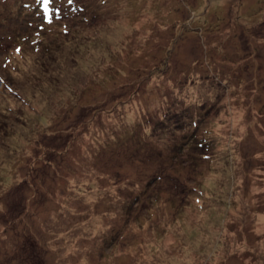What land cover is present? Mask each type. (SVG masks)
Segmentation results:
<instances>
[{
	"label": "rangeland",
	"instance_id": "1",
	"mask_svg": "<svg viewBox=\"0 0 264 264\" xmlns=\"http://www.w3.org/2000/svg\"><path fill=\"white\" fill-rule=\"evenodd\" d=\"M116 3L120 12L103 30L99 24L111 17L101 18L98 0H54L50 22L48 13L40 11L38 0H0V76L4 77L0 109H7L0 111V116L13 111L8 100L20 98L15 91L18 82L11 73L42 64L44 57L60 52L61 45L69 55L73 45L78 49L90 45L83 57H76L81 69L69 79L77 103L57 109L53 129L45 125L50 129L48 135L34 134L38 139H30L15 130L9 132L7 120L0 119V145L8 139L23 153L18 158L12 157L15 150L0 153V264H64L57 259L64 253L52 252L57 247L52 236L34 224L57 215L69 190V176L80 179L74 185L78 192L88 193L99 186L95 177L89 180L87 165L73 168L65 148L80 135L75 132L77 122L93 112L103 129L100 112L106 107L115 113L117 124L107 126L103 140L97 139L94 147L91 143L81 145V151L86 153L88 147L96 154L97 169L130 157L155 160L159 157L156 144L169 148L166 158L182 154L190 163L171 172H164L161 163L157 170L160 178L156 186L168 193L169 201L152 198V205L171 209L163 218V229L158 221L145 227L148 218L143 213L150 205L149 190L133 200L131 193L118 189L122 201H96L84 220L91 219L93 227L97 223L111 227L92 238L90 259L100 256L101 261L107 258V264H153L160 253L167 264L264 261V129L257 128L260 133L255 138L248 129L253 115L264 125V0ZM136 4L140 15L131 29V47L120 48V58L114 63L98 65L101 50L93 40L106 42L103 60H109L108 48H118L128 40V12ZM57 8L59 12H55ZM165 23L167 27H162ZM11 33L14 36L4 38ZM95 76L104 81L93 96L95 105L79 103ZM9 88L13 91L8 92ZM208 92L223 107L217 110ZM15 111L19 124L24 110ZM69 112L72 121L62 124ZM121 114L132 122L121 119ZM207 115L211 122L202 135H195L196 129L191 133L185 130L191 124L199 128ZM46 119L39 117L41 123ZM68 127L73 131H67ZM175 131L179 136L169 135ZM247 134L244 141L239 140ZM83 136L87 139L88 133ZM236 144L238 152L234 151ZM240 156L245 159L237 168L234 165ZM83 199L77 197L74 203L88 208L81 203ZM107 211H116V215H101ZM147 211L151 213V205ZM154 226L157 231L151 230ZM78 247L86 245L65 237L64 252Z\"/></svg>",
	"mask_w": 264,
	"mask_h": 264
},
{
	"label": "clouds",
	"instance_id": "2",
	"mask_svg": "<svg viewBox=\"0 0 264 264\" xmlns=\"http://www.w3.org/2000/svg\"><path fill=\"white\" fill-rule=\"evenodd\" d=\"M98 2L101 6V18L105 15L111 17L105 19L103 23L99 24L101 29L107 30L109 27L108 22L117 18L120 12V5L116 3V0H98ZM185 7H188V5H185ZM138 8V4L132 5L129 8L128 14L130 26L128 40H123L122 37L121 39L123 40V43H121L118 48H108L109 60H103V47L106 42L97 41L95 39L93 40L92 43L99 45L101 50V58L96 60L98 65L102 63H114V61L119 60L120 48L129 44V41H134V35L131 34V29L135 27V19L140 15V12L137 10ZM253 23H255V21H253ZM162 27H167V24L165 23ZM156 39H160L161 42H163L162 37L159 35L156 36ZM77 42L79 43V40ZM129 47H131L130 44ZM89 48L90 45L87 43H85V46L82 49H78L73 45L72 52L69 55L63 50V46L61 45V51L51 53L44 57L42 64L38 63L36 67L28 68L23 72L11 73L14 81L18 82L15 86V91L20 93V98L19 100H8L7 104L13 109V111L8 113L7 116H0V119L7 120L9 132L15 130L18 133H23L30 139L35 140L38 138L34 134H38V137L41 134L48 135L47 133H49L50 129L45 127V125H50L51 129H53L52 126L54 119H56L57 109L61 106L67 109L69 103H77L76 96L68 86L69 79L81 69L76 61V57H83L84 54L88 52ZM3 79L4 77L0 76V82H2ZM93 80L95 82L87 85L89 90L84 93L79 103L95 105L93 96L96 95L97 89L103 85L104 81L99 80L96 76L93 77ZM79 87H84V85H80ZM7 91L12 92L13 89L9 88ZM5 95H7V93H5ZM207 95L209 101L216 105L217 110L223 107V104L219 103V99L215 98L212 92H208ZM30 107L32 111H29ZM120 107L121 105H119V108ZM16 108L24 110L23 115H20V121L22 122L19 124H17L15 120V117L18 115L15 111ZM0 111H7V109H0ZM216 111L211 113V115H215ZM41 115L47 117L43 123L39 121ZM137 117H139V115ZM72 119V113L69 112L67 118L62 121V124H70ZM100 119L104 125L103 129L96 123L97 117L95 112L89 115L86 120L77 122L75 132H79L80 135L76 138L75 143H70L65 148L67 159L70 161L73 168L79 169L82 165H87L89 168L87 172L89 180L95 177L99 182V186L96 188H90L88 193L78 192L74 185L79 184L80 179L78 177L77 179H73L69 176L71 179L68 178L66 183L69 190L65 193L63 198L64 203L60 207L57 215L45 220L43 223L34 224V226L40 231L52 236L54 243L57 245L56 248L52 249V252L64 253L63 256H57V259H62L64 264H69V262L70 264H107V258L105 261H101L100 256L90 259L87 254L91 251L90 242L92 238L97 236L98 232L111 227V225L97 223L95 227H93L92 220H84V216H86V213H89L92 205L98 200L103 201L105 204L115 203L118 200L122 201L124 197L117 191L118 189L126 190L131 193L133 200L139 197L141 192L149 190L151 192L149 199L152 211L151 213L147 211L149 205L143 213L148 218V223L145 227L149 228L150 223L158 221V227L163 229L166 224V221H164L163 218L166 212H170L171 209H165L159 203L152 205V198H155L157 201H169L168 193L164 191L163 188L156 186V180L160 178L156 175L157 170L161 163L164 172H171L174 168H180L183 170L184 168H187L190 163L187 157L182 154L172 156L170 159L166 158L169 155V148L164 144H156L155 151L159 153V157L155 160L130 157L107 167L97 169V167H95L96 154L90 151L88 147L86 153L81 151V145H88L91 143L94 147L97 139H100L101 141L103 140L105 133L108 130L107 126L117 124L115 113L110 111L108 107L100 112ZM121 119H125L129 123L132 122V120L127 118L124 114H121ZM210 122L211 117L207 115L199 128L197 126L193 128L191 124V128L185 130L191 133L192 129H196L195 135H202ZM90 125L92 126L91 128L89 127ZM257 128L264 129V125L259 124L257 116L253 115L252 123L248 125V129L254 138L260 133L257 131ZM66 130L73 131L72 127H68ZM83 133H88L87 139H85ZM143 134L145 136L149 134L147 127L143 128ZM248 134L246 136H240L239 140L244 141ZM169 135L179 136L177 135V131ZM231 135L232 132L229 131V136ZM111 139L115 140L116 137L111 136ZM169 143H171V140ZM10 144L11 141L4 138L3 144L0 145V153L7 155L10 151L15 150L12 151V157H21L23 153L20 152L17 145L11 144V148H9ZM234 151L238 152L237 144ZM247 158H249V156ZM244 159L245 157L240 156V160L234 166L239 168ZM114 172H118L120 174L119 177L115 176L113 174ZM154 176L155 179H153ZM197 179H200V177L198 176ZM113 191H115L116 195H113ZM162 193L163 195H161ZM77 197H84L81 203L87 204L88 208L77 207L74 203ZM173 208H175L174 205ZM81 210H83V212H81ZM101 215L114 217L116 211L101 212ZM81 220H83L82 224L77 223ZM222 225L223 222L220 225L221 228ZM151 230L157 231V226H154ZM57 233H59V235H57ZM230 235L234 236V233H231ZM65 237H68L69 240L74 237L76 243L79 245H86V247H78L76 251L69 249L68 252H64ZM81 241H83V243H81ZM243 250L244 249L241 248V251ZM249 251L255 252L256 249L250 248ZM104 253L102 255H104ZM157 256L159 259L154 260L153 264H167V259L163 255L157 253ZM249 264H264V261H252L249 259Z\"/></svg>",
	"mask_w": 264,
	"mask_h": 264
},
{
	"label": "snow or ice",
	"instance_id": "3",
	"mask_svg": "<svg viewBox=\"0 0 264 264\" xmlns=\"http://www.w3.org/2000/svg\"><path fill=\"white\" fill-rule=\"evenodd\" d=\"M69 3L72 2V0H68ZM39 3V7L41 9L42 12H44L45 10L48 13V17H49V22L51 21L53 15H54V11L52 8V0H38ZM60 10L57 8L55 9V12H59ZM17 51L19 52L20 49L17 48Z\"/></svg>",
	"mask_w": 264,
	"mask_h": 264
},
{
	"label": "trees",
	"instance_id": "4",
	"mask_svg": "<svg viewBox=\"0 0 264 264\" xmlns=\"http://www.w3.org/2000/svg\"><path fill=\"white\" fill-rule=\"evenodd\" d=\"M52 1H54V0H52ZM40 11H41V9H40ZM41 12H42V11H41ZM43 13H47V11L45 10ZM11 36H14V35H12V33H11V34L5 36L4 38H6V37H10V38H11ZM19 36H20V35H19ZM21 37L24 38L25 35H22ZM26 37H27V36H26ZM199 146H202V143H201V145H199Z\"/></svg>",
	"mask_w": 264,
	"mask_h": 264
}]
</instances>
